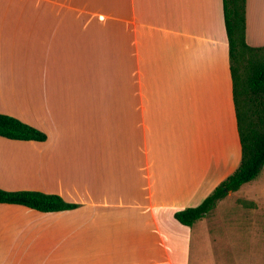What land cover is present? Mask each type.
<instances>
[{
  "label": "crops",
  "instance_id": "obj_1",
  "mask_svg": "<svg viewBox=\"0 0 264 264\" xmlns=\"http://www.w3.org/2000/svg\"><path fill=\"white\" fill-rule=\"evenodd\" d=\"M224 4L0 0V113L46 135L0 136V188L77 206L0 204V264L193 263L209 215H175L242 160ZM246 24L264 46V0Z\"/></svg>",
  "mask_w": 264,
  "mask_h": 264
},
{
  "label": "trees",
  "instance_id": "obj_2",
  "mask_svg": "<svg viewBox=\"0 0 264 264\" xmlns=\"http://www.w3.org/2000/svg\"><path fill=\"white\" fill-rule=\"evenodd\" d=\"M229 38L230 69L242 160L237 170L222 182L199 206L177 212L183 225L193 226L216 207L218 201L254 181L264 169V46L246 41L247 0H224ZM0 136L11 140L44 142L46 135L10 115L0 113ZM0 204H18L42 212L76 208L60 196L37 191H5Z\"/></svg>",
  "mask_w": 264,
  "mask_h": 264
},
{
  "label": "rangeland",
  "instance_id": "obj_3",
  "mask_svg": "<svg viewBox=\"0 0 264 264\" xmlns=\"http://www.w3.org/2000/svg\"><path fill=\"white\" fill-rule=\"evenodd\" d=\"M208 215L209 240L197 245L192 264H264V169Z\"/></svg>",
  "mask_w": 264,
  "mask_h": 264
}]
</instances>
